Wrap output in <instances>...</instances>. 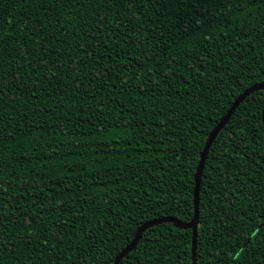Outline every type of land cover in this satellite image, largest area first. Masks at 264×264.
Segmentation results:
<instances>
[{
    "label": "trees",
    "instance_id": "trees-1",
    "mask_svg": "<svg viewBox=\"0 0 264 264\" xmlns=\"http://www.w3.org/2000/svg\"><path fill=\"white\" fill-rule=\"evenodd\" d=\"M257 84L264 0H0V264H114L191 221ZM263 109L209 149L195 264H264ZM191 241L158 224L119 264H192Z\"/></svg>",
    "mask_w": 264,
    "mask_h": 264
},
{
    "label": "water",
    "instance_id": "water-1",
    "mask_svg": "<svg viewBox=\"0 0 264 264\" xmlns=\"http://www.w3.org/2000/svg\"><path fill=\"white\" fill-rule=\"evenodd\" d=\"M256 91H264V84H257L254 85L247 90H245L236 100L233 102L230 109L227 111L225 116L218 122V124L213 128V130L210 132L206 142L204 149L200 155V161L199 165L197 167L195 176H194V190H193V208H194V214L191 221L187 223H183L175 218H163L155 221H150L142 225L136 232L132 242L124 248L115 258L114 264H119L121 259L126 256L130 251H132L137 243L140 240V237L142 233L153 226H156L158 224L163 223H173L177 225L179 228L184 230H191L192 233V241H191V253H192V264H195V248H196V232L198 227V205H199V188H200V179L201 174L204 166V162L206 160L207 154L209 152V149L211 145L213 144L215 138L217 137L218 133L221 131V129L224 127V125L228 122L230 117L232 116L234 110L243 102L245 98H247L250 94L256 92ZM262 124L264 127V109L262 111Z\"/></svg>",
    "mask_w": 264,
    "mask_h": 264
},
{
    "label": "snow or ice",
    "instance_id": "snow-or-ice-1",
    "mask_svg": "<svg viewBox=\"0 0 264 264\" xmlns=\"http://www.w3.org/2000/svg\"><path fill=\"white\" fill-rule=\"evenodd\" d=\"M258 227L260 228H264V223H261ZM256 233L254 232L253 235H255Z\"/></svg>",
    "mask_w": 264,
    "mask_h": 264
}]
</instances>
